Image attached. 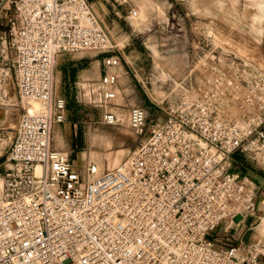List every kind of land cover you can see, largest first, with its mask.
<instances>
[{
  "label": "built area",
  "instance_id": "2783aa9c",
  "mask_svg": "<svg viewBox=\"0 0 264 264\" xmlns=\"http://www.w3.org/2000/svg\"><path fill=\"white\" fill-rule=\"evenodd\" d=\"M0 2L9 10L0 64L10 49L6 69L22 107L12 132L0 119V264H263L258 243L244 254L239 242L211 234L256 213L258 185L240 168L249 160L264 170V71L221 46L208 49L198 74L172 81L173 98L146 95L161 117L127 109L135 137L147 133L125 161L78 169L51 144L52 125L65 119L64 99L52 95L54 59L100 55V122L111 125L116 116L105 107L118 74L109 69L120 65V47L88 0ZM203 39L212 45L209 31ZM6 73L0 68L2 81Z\"/></svg>",
  "mask_w": 264,
  "mask_h": 264
},
{
  "label": "rangeland",
  "instance_id": "374dc122",
  "mask_svg": "<svg viewBox=\"0 0 264 264\" xmlns=\"http://www.w3.org/2000/svg\"><path fill=\"white\" fill-rule=\"evenodd\" d=\"M117 2L120 3L118 7H123L121 15L127 21L126 28L133 30L134 37L130 40L132 53L124 52L126 64L120 63L118 67L115 98L105 107V110L114 112L116 122L111 125L100 122L104 104L96 99L88 103L77 102L80 112H70L71 120L67 118L64 123L51 128L52 146L66 152L78 169L87 162H93L103 170L125 161L139 139L147 133L136 138L128 128V107L132 104L144 107L141 103L147 99L146 95L152 102H158L163 96L168 100L173 98L174 90L168 94L174 89L172 81L177 82L189 69L198 74L204 63L202 54L208 49L221 46L264 71V0H107L109 5ZM8 12H0V31L6 29ZM127 16H133L136 27L131 25ZM207 31L212 34V45L203 39ZM122 44L118 42L117 46ZM12 56L13 52L7 49V64H0V68L7 71L3 81L0 78L5 94L3 100L7 104H0V119L4 118V125L11 132L22 111L13 71L6 69ZM143 58H146L147 65H144L145 61L140 62ZM146 110L152 121L161 117L152 105ZM57 133L62 139L60 145L55 140ZM246 163L254 167L252 170L259 169L249 160Z\"/></svg>",
  "mask_w": 264,
  "mask_h": 264
},
{
  "label": "crops",
  "instance_id": "0c3cea01",
  "mask_svg": "<svg viewBox=\"0 0 264 264\" xmlns=\"http://www.w3.org/2000/svg\"><path fill=\"white\" fill-rule=\"evenodd\" d=\"M88 2L97 15L101 25L108 33L111 41L116 45L118 42H123V44L119 46V54L121 58L120 63H123L125 66L126 56L124 52L132 53L133 50L130 49L132 43H130V40L134 35L132 33L133 30L126 28L127 21H125L124 16L121 15L123 7H118L120 6L118 2L115 5H109L107 0H88ZM131 12L132 11H130V14ZM128 16L127 19H129L131 25L136 27L137 23L134 22L133 16L129 18ZM151 50L157 55L154 48H151ZM89 51L91 50L59 54L54 59L52 95L62 97L65 101V119L62 123H64L67 118L71 120L72 113L76 114L80 112V108H77V102L88 103L94 102L96 99L98 100L100 55L95 51H92L93 53ZM142 61H145L144 65L148 64L146 58L141 59L140 62ZM118 67L109 70L117 73L119 78ZM118 78L115 86L119 83ZM141 104H143L146 109H150V105H152L146 98L142 100ZM62 123L53 124L52 127L54 125L59 126ZM58 135L59 133H57L55 140L57 144L60 145L62 139L61 136ZM238 158L241 159L239 155ZM251 168L254 167L248 166L245 161L240 170L243 174L252 178L259 188L255 198V216H244L239 222H236L237 218H235L226 231L223 230L225 225V221H223L212 232L213 236H227L231 238L233 243L239 242L245 248L244 254L246 253V248L255 243L264 247V193L262 192L264 190V170L260 168L258 170H252ZM258 260L264 264V257L258 256Z\"/></svg>",
  "mask_w": 264,
  "mask_h": 264
},
{
  "label": "bare ground",
  "instance_id": "6f19581e",
  "mask_svg": "<svg viewBox=\"0 0 264 264\" xmlns=\"http://www.w3.org/2000/svg\"><path fill=\"white\" fill-rule=\"evenodd\" d=\"M2 103H4L5 105H7L5 102H4V100H3V102ZM26 108L29 110V111H32L33 109H35L36 108V105L34 104V103H27V105H26ZM98 168V167H97Z\"/></svg>",
  "mask_w": 264,
  "mask_h": 264
},
{
  "label": "water",
  "instance_id": "95a60500",
  "mask_svg": "<svg viewBox=\"0 0 264 264\" xmlns=\"http://www.w3.org/2000/svg\"><path fill=\"white\" fill-rule=\"evenodd\" d=\"M3 3L2 2H0V7H1V5H2Z\"/></svg>",
  "mask_w": 264,
  "mask_h": 264
},
{
  "label": "trees",
  "instance_id": "16d2710c",
  "mask_svg": "<svg viewBox=\"0 0 264 264\" xmlns=\"http://www.w3.org/2000/svg\"><path fill=\"white\" fill-rule=\"evenodd\" d=\"M235 158H238V157L235 156Z\"/></svg>",
  "mask_w": 264,
  "mask_h": 264
}]
</instances>
